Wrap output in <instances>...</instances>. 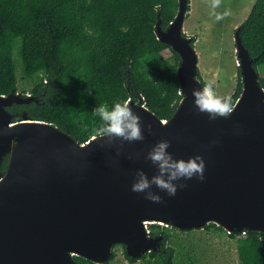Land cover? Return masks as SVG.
I'll return each instance as SVG.
<instances>
[{"label":"water","instance_id":"water-1","mask_svg":"<svg viewBox=\"0 0 264 264\" xmlns=\"http://www.w3.org/2000/svg\"><path fill=\"white\" fill-rule=\"evenodd\" d=\"M187 8L188 0H178L167 30L161 20L155 30L181 58L182 99L174 115L161 120L142 97L131 99L145 125L143 140L93 136L79 144L25 114L13 122L7 108L35 101L30 94L0 95V161L9 155L0 177V264H77L75 256L106 264L119 244L139 259L161 246L162 236L149 235L151 224L189 231L214 223L229 234L256 231L264 253V89L238 28L242 93L226 116L210 119L197 110L192 90L202 83L196 52L182 35ZM162 139L177 158L199 154L204 178L176 181L175 195L152 185L162 197L154 202L131 184L137 169L149 177L156 173L145 156Z\"/></svg>","mask_w":264,"mask_h":264},{"label":"trees","instance_id":"trees-1","mask_svg":"<svg viewBox=\"0 0 264 264\" xmlns=\"http://www.w3.org/2000/svg\"><path fill=\"white\" fill-rule=\"evenodd\" d=\"M178 12V0H0V95L11 92L35 101L7 108L13 122L28 119L57 127L79 144H85L99 128L100 118L93 109L100 103L142 97V104L161 120L174 115L181 99L177 70L180 56L160 42L156 25L167 30ZM240 38L248 50L264 89V0H256L247 19L240 25ZM170 51L174 62L162 52ZM30 92L19 89L18 74ZM198 80L203 84L200 74ZM242 93L238 69L234 93L227 97L232 108ZM9 155L0 164L5 174ZM177 231L176 228H171ZM151 237L162 236L156 252L143 254L144 264H175L176 249L162 226H148ZM205 231L225 234L222 227L209 223ZM188 231V230H187ZM190 231V230H189ZM237 248L239 264H264L261 234L247 231ZM113 247L110 264L116 257ZM77 264H95L74 257Z\"/></svg>","mask_w":264,"mask_h":264},{"label":"rangeland","instance_id":"rangeland-1","mask_svg":"<svg viewBox=\"0 0 264 264\" xmlns=\"http://www.w3.org/2000/svg\"><path fill=\"white\" fill-rule=\"evenodd\" d=\"M256 0H188L182 35L191 40L197 55V72L205 83H212L221 98L231 96L237 85L238 53L235 33L247 19ZM215 4V7L213 5ZM217 16L220 18L217 19ZM168 62H174L172 53L162 52ZM264 68H259L262 73ZM19 89L26 85L18 74ZM20 93V92H19ZM162 226L172 242L166 246L176 249L175 264H239L237 248L244 243L243 235L230 239L225 234L207 232L203 228L190 231L173 230ZM115 259L110 264H144L142 260L130 263L124 249L115 247Z\"/></svg>","mask_w":264,"mask_h":264},{"label":"clouds","instance_id":"clouds-1","mask_svg":"<svg viewBox=\"0 0 264 264\" xmlns=\"http://www.w3.org/2000/svg\"><path fill=\"white\" fill-rule=\"evenodd\" d=\"M219 18L217 16V19ZM192 96L197 110L207 113L210 119L226 116L231 111L229 98L218 96L210 82L199 88H194ZM92 112L102 122L96 130L97 137L106 136L127 141L144 139L145 125L142 123L140 115L134 111L131 98L114 101L110 107L100 103ZM146 127L149 128L150 125ZM169 147L170 142L166 139L158 140L151 146L145 159L156 169V173L149 177L143 169H137L131 184L132 191L143 192L146 199L160 202L162 197L151 190L152 185L165 191L168 195H175L178 187L176 181L182 178L187 180L193 176H197L201 180L204 178L205 162L199 154L189 156L187 159L177 158L168 150ZM179 186L183 187L182 184Z\"/></svg>","mask_w":264,"mask_h":264},{"label":"flooded vegetation","instance_id":"flooded-vegetation-1","mask_svg":"<svg viewBox=\"0 0 264 264\" xmlns=\"http://www.w3.org/2000/svg\"><path fill=\"white\" fill-rule=\"evenodd\" d=\"M3 158H4V157H3ZM2 160H3V159H2ZM2 160H1V161H2ZM1 161H0V164H1Z\"/></svg>","mask_w":264,"mask_h":264},{"label":"bare ground","instance_id":"bare-ground-1","mask_svg":"<svg viewBox=\"0 0 264 264\" xmlns=\"http://www.w3.org/2000/svg\"><path fill=\"white\" fill-rule=\"evenodd\" d=\"M81 149H82V148H81ZM81 149H80V150H81Z\"/></svg>","mask_w":264,"mask_h":264},{"label":"built area","instance_id":"built-area-1","mask_svg":"<svg viewBox=\"0 0 264 264\" xmlns=\"http://www.w3.org/2000/svg\"><path fill=\"white\" fill-rule=\"evenodd\" d=\"M27 95H29V94H27Z\"/></svg>","mask_w":264,"mask_h":264}]
</instances>
